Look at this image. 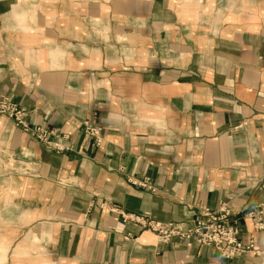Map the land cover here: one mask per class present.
<instances>
[{
  "label": "crops",
  "instance_id": "0c3cea01",
  "mask_svg": "<svg viewBox=\"0 0 264 264\" xmlns=\"http://www.w3.org/2000/svg\"><path fill=\"white\" fill-rule=\"evenodd\" d=\"M0 98L65 146L0 114V264H264V0H0ZM221 206L256 255L123 219Z\"/></svg>",
  "mask_w": 264,
  "mask_h": 264
},
{
  "label": "built area",
  "instance_id": "2783aa9c",
  "mask_svg": "<svg viewBox=\"0 0 264 264\" xmlns=\"http://www.w3.org/2000/svg\"><path fill=\"white\" fill-rule=\"evenodd\" d=\"M0 114L7 115L17 127H20L37 141L52 146L56 150L65 149V146L59 142L61 136H59L58 130H46L40 126H31L26 120V110L8 98H0ZM83 131L94 146H100L103 141L102 127L92 124L90 120H85ZM132 182L139 186L150 187L148 179L132 180ZM261 186L264 188V183ZM263 215L264 203L259 204L254 211L248 213V216L253 219L254 229L261 232L264 237ZM123 219L153 232L161 243L168 244L171 240L176 239L184 241L188 247L198 245L213 248L218 256L224 259H232L243 253L256 255L253 240L247 243L241 241L236 222L230 219L229 209L223 206L217 210L204 209L187 221L182 222H162L151 218L148 214L142 216L124 215Z\"/></svg>",
  "mask_w": 264,
  "mask_h": 264
},
{
  "label": "rangeland",
  "instance_id": "374dc122",
  "mask_svg": "<svg viewBox=\"0 0 264 264\" xmlns=\"http://www.w3.org/2000/svg\"><path fill=\"white\" fill-rule=\"evenodd\" d=\"M39 261H42V262H44V260H39Z\"/></svg>",
  "mask_w": 264,
  "mask_h": 264
}]
</instances>
